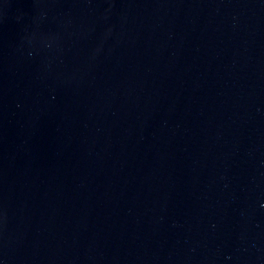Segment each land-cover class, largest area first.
Returning <instances> with one entry per match:
<instances>
[{
	"label": "water",
	"instance_id": "obj_1",
	"mask_svg": "<svg viewBox=\"0 0 264 264\" xmlns=\"http://www.w3.org/2000/svg\"><path fill=\"white\" fill-rule=\"evenodd\" d=\"M0 264H264V0H0Z\"/></svg>",
	"mask_w": 264,
	"mask_h": 264
}]
</instances>
